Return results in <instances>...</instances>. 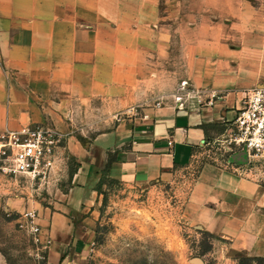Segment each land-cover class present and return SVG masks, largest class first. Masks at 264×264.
Returning a JSON list of instances; mask_svg holds the SVG:
<instances>
[{"label":"crops","instance_id":"1","mask_svg":"<svg viewBox=\"0 0 264 264\" xmlns=\"http://www.w3.org/2000/svg\"><path fill=\"white\" fill-rule=\"evenodd\" d=\"M181 27H195L192 40ZM180 41L193 43L187 68L204 97L179 100L174 81L149 80L156 101L142 116L121 119L93 145L63 132L62 161L68 153L81 165L72 187L47 205L6 200L11 211L37 212L47 264L86 253L99 167L126 186L170 183L221 142L243 93L264 88V0H0V132L35 124L66 131L60 123L93 116L96 105L129 94L139 75L176 69ZM183 216L236 255L264 257V184L205 164Z\"/></svg>","mask_w":264,"mask_h":264},{"label":"rangeland","instance_id":"2","mask_svg":"<svg viewBox=\"0 0 264 264\" xmlns=\"http://www.w3.org/2000/svg\"><path fill=\"white\" fill-rule=\"evenodd\" d=\"M206 20L204 17L198 19L200 22ZM194 28L181 27V32L187 33L192 40ZM191 44L177 43L176 69H161L162 74L139 75L138 83L129 94H118L107 106L96 105L93 116L88 114L83 116L84 120L78 118L60 123L66 129L62 133L74 136L82 145H93L98 136L111 131L121 119L142 116L144 109L156 101L157 91L148 85L149 80L174 81L172 92L182 100L202 97L206 93L193 86L190 79L193 69L187 68L185 50ZM161 93H167V89ZM227 139L226 133L221 142L205 146L198 155L196 166L179 172L170 183L126 186L110 179L107 171L99 167L91 182L97 192L93 206L94 238L86 253L77 257L74 263L62 264H240L241 257L249 256L236 255L227 241L198 230L183 216L193 178L202 166L211 164L229 169L228 164L234 163V155L227 152ZM64 156V161L46 182H33L27 178L0 182V264H47V250L35 243L25 226L24 213L11 211L6 200L12 198L25 201L27 205L28 202L47 205L58 189L66 192L73 186L72 177L81 165L68 153ZM95 156L99 158L97 154ZM256 183L264 184V181ZM260 258L243 264H264V257Z\"/></svg>","mask_w":264,"mask_h":264},{"label":"built area","instance_id":"3","mask_svg":"<svg viewBox=\"0 0 264 264\" xmlns=\"http://www.w3.org/2000/svg\"><path fill=\"white\" fill-rule=\"evenodd\" d=\"M184 85L187 86V83ZM227 136V152L245 155L244 163L231 161L229 169L241 177L263 182L264 88H254L243 93L242 107L230 123ZM65 140L64 133L44 124L0 132V182L18 181L20 178L33 182L50 180L62 161L60 153ZM22 217L35 243L47 250L50 241L42 240L38 214L27 211Z\"/></svg>","mask_w":264,"mask_h":264},{"label":"water","instance_id":"4","mask_svg":"<svg viewBox=\"0 0 264 264\" xmlns=\"http://www.w3.org/2000/svg\"><path fill=\"white\" fill-rule=\"evenodd\" d=\"M233 161L236 163H244L245 162L244 153H238V154L234 155Z\"/></svg>","mask_w":264,"mask_h":264},{"label":"trees","instance_id":"5","mask_svg":"<svg viewBox=\"0 0 264 264\" xmlns=\"http://www.w3.org/2000/svg\"><path fill=\"white\" fill-rule=\"evenodd\" d=\"M262 258H249V257H241L240 258V264L246 263V262H250L252 260H260Z\"/></svg>","mask_w":264,"mask_h":264}]
</instances>
